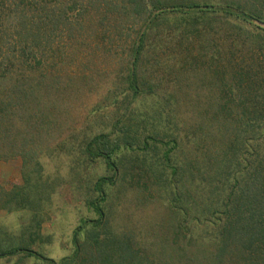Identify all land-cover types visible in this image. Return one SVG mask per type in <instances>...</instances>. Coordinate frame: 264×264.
<instances>
[{"label": "rangeland", "instance_id": "obj_1", "mask_svg": "<svg viewBox=\"0 0 264 264\" xmlns=\"http://www.w3.org/2000/svg\"><path fill=\"white\" fill-rule=\"evenodd\" d=\"M39 3L35 9L29 7L33 22L58 19L60 2ZM66 4L59 19L62 32L56 33L64 40L60 47L65 54L58 70L60 92L54 96L58 102L47 105L44 129L35 141L37 154L27 174L21 137L16 136L13 144L1 142L0 248L26 247L57 263L71 257L74 232L84 221L97 218L88 205L97 197L94 183L112 177L115 186L106 205L109 226L104 229L109 235L131 236L142 246L139 258L152 264H211L213 247L208 238L213 228L203 217L210 216L213 205L220 206L217 194L226 176L221 125L230 122L216 110L223 99L233 98L229 92L233 87L232 94L236 99L241 95L245 107L263 104L264 86L260 90L255 86L251 100L245 90L258 81L257 72L264 75V51L256 37L238 33L237 27L218 16L191 24L171 15L149 26L144 22L147 13L139 15L130 0H66ZM0 13V37L10 40L13 28L9 27L17 19L12 14L19 12L8 5ZM247 26L255 35L260 32ZM144 31L146 46L137 69L141 94L129 104L127 74L133 47ZM259 40L264 46V39ZM249 75L254 76L250 81ZM243 76L246 82L241 83ZM160 106L172 110L175 119H160L155 114ZM128 123L139 124V134L132 135L140 141L136 139L135 149L121 155L124 170L117 176L102 159L84 156L83 145L92 136L107 133L114 140L123 135L118 129ZM18 125L16 133H23V124ZM151 136L162 141L147 138ZM174 137L180 144L171 164L178 167L187 191L181 195L188 215L183 233L178 229L185 217L171 204L173 177L163 159ZM250 138L257 145V134ZM239 151L235 158L242 154ZM235 165L236 160L232 170ZM198 216L202 222L195 220ZM177 232L182 237L174 242ZM88 236L89 232L81 240ZM0 264L48 262L19 252L0 259Z\"/></svg>", "mask_w": 264, "mask_h": 264}, {"label": "trees", "instance_id": "obj_2", "mask_svg": "<svg viewBox=\"0 0 264 264\" xmlns=\"http://www.w3.org/2000/svg\"><path fill=\"white\" fill-rule=\"evenodd\" d=\"M45 1L41 0V2ZM57 1L60 2L57 9L59 15L56 16L58 19L47 23L33 22L35 15L31 16L34 12L31 9L39 6V0H0L1 10L5 11L10 5L19 12L12 14L17 18L15 24L13 22L12 27H9L13 28V38L7 40L5 37H0V151L2 152L3 148L1 142H5V139L13 144L16 136H19L18 139L21 137V157L25 173L37 154L35 141L44 129L49 110L47 105L52 104V101L57 103L58 99L54 96L60 92L61 79L58 70L64 62L65 54L64 49L60 47L64 40L57 37L56 33L62 32L59 19L65 15L67 4L66 0ZM130 3L135 6L139 15L141 11L147 13L144 22L149 26L171 15H176L177 18L191 24H197L200 20H208L213 16L222 17L232 27H237L238 33L256 37L258 48L264 51V46L259 40V38L264 39V28L254 23V20L264 22L262 0H256L252 4L240 0L224 2L221 0L202 2L200 0H130ZM235 20L240 21L242 25L234 22ZM247 24L255 26L260 32L255 35L248 29ZM146 39L147 31H144L132 50V64L126 79L128 86L126 91L131 92L132 99L129 104L135 102L141 94L142 79L137 69L146 46ZM54 46H57V49ZM48 71L54 72L49 74ZM262 75L257 72L258 81H253V84H249V88H246L249 97L247 100H251L255 86L259 90L264 86V75ZM246 78L250 81L254 76L249 75ZM240 82H246L244 76ZM229 92L233 98L226 95L229 99H223L216 110L217 114H224L222 116L230 120L228 124L223 122L221 125L223 160L226 164L223 175L226 176L225 180L221 181V192L217 194L220 206L213 205L210 218L207 215L203 217L205 223L209 222L210 228H213L210 232L211 237L208 238L209 245L213 247L209 258L211 264H264V102L259 107L254 104L245 107L242 96L239 95L236 99L237 95L232 94L234 87L229 88ZM159 108L160 111L155 114H158L160 119H175L172 110L162 109L164 107L161 106ZM18 122L23 124V133L20 134L16 133ZM123 126L118 129L117 124L114 128L120 133L123 132L119 138L113 140L110 134L101 133L92 136L83 145L86 158L91 161L102 159L115 176L124 170L120 166L123 159L121 155L135 149L136 139L140 141L136 135L134 137L132 135L139 134L136 128L139 124L135 126L134 123H128ZM254 134H257L255 139L257 145L251 142L250 137ZM147 138L158 143L162 141L159 136ZM171 143L173 145L165 151L163 159L169 164L173 177L170 184L174 196L171 204L178 209L181 216L185 217L184 220L179 221L178 230L183 233L188 215L185 209H182L185 207L181 195L186 196L187 191L186 186L183 187L178 178L180 175L178 167L171 164L173 153L179 148L180 143L177 137L172 138ZM147 144V141L142 143L144 150L148 149ZM167 146L170 144L167 143ZM239 148L242 154L235 158L236 153L240 152ZM235 160L236 167L232 170ZM25 181L29 183L27 177ZM114 186L112 177H100L94 183L93 190L97 197L88 202V205L97 218L84 221L83 225L74 232V252L71 257L57 263L26 247L14 246L7 249L0 248V259L26 252L27 256L36 260L43 259L48 264H152L139 258L138 249L142 246L131 236L126 233L109 235L111 232L104 230L109 226L106 205L110 196L109 190ZM26 188L22 190L25 191ZM216 188L218 190L219 187ZM195 220L198 223L203 221H199L201 220L199 216L195 217ZM87 232H89L88 238L82 241L81 236H86ZM180 236L177 232L174 242L178 241Z\"/></svg>", "mask_w": 264, "mask_h": 264}, {"label": "water", "instance_id": "obj_3", "mask_svg": "<svg viewBox=\"0 0 264 264\" xmlns=\"http://www.w3.org/2000/svg\"><path fill=\"white\" fill-rule=\"evenodd\" d=\"M254 23H255L256 25H258L259 27L264 28V22L259 21V20H255Z\"/></svg>", "mask_w": 264, "mask_h": 264}]
</instances>
